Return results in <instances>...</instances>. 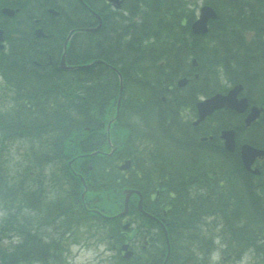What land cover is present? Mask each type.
Wrapping results in <instances>:
<instances>
[{
	"label": "trees",
	"instance_id": "16d2710c",
	"mask_svg": "<svg viewBox=\"0 0 264 264\" xmlns=\"http://www.w3.org/2000/svg\"><path fill=\"white\" fill-rule=\"evenodd\" d=\"M47 1L49 6H56L57 15L38 5L39 0H33L34 7L27 9L33 11V17L43 16L49 35L41 37L28 31L30 21L24 11L5 17L1 11L4 3L0 4V24L13 21L27 30L17 28V39L9 38L8 51L0 49V72L6 83L0 87V101H9V106L0 109V201L5 212L0 228L24 235V241L14 249L0 250L1 264H23L25 255L35 253V261L42 262L48 245L41 241L39 231L27 230L35 223L43 231L55 226L54 233L67 232L78 242L84 233H75L73 227L89 221L87 216L92 215L112 224L111 236L118 254L110 264H161L165 260V264H210L220 245L222 258L239 261L250 252L261 255L258 264H264V170L259 175L247 171L239 150L227 152L218 132L237 121L240 137L253 143H262V137L244 128L242 115L228 109L212 114L215 127L200 123L185 130L179 118L184 105L196 110L200 94L226 89L224 78L228 83L243 82L252 101L264 105V56L240 47H254L255 40L247 42L242 30L256 29L261 25L260 16L243 14L259 4L252 0H210L221 6L223 13L212 22L208 33L194 35L190 27L194 9L188 0H126V13L114 16L105 0H85L100 9L103 25L96 32L81 30L74 35L67 58L73 62L102 58L121 70L123 104L129 107H121L113 130L127 125L129 131H116L117 136H112L121 145L113 157L106 151L108 134L102 122L108 119L102 115L115 110L112 101L110 107L108 103L118 98L117 73L105 63L74 71L56 69L69 30L94 24L95 17L80 0ZM260 6L264 9L263 2ZM28 38H32V55L27 52ZM258 38V33L253 36ZM192 57L197 58L196 65ZM32 60H38L39 65ZM195 71L198 76L186 86L176 84L179 76ZM206 130L214 137L201 141L199 136ZM10 139L22 143L26 157L25 166L18 167L17 178L11 175L13 180L2 150ZM97 149L102 151L82 156ZM124 157L134 158V169L118 167ZM89 161L91 166L87 168ZM261 165L264 168V160ZM82 177L89 187L85 199L81 196ZM48 179L53 182H49L51 188L60 187L64 181L62 201L50 199L46 203L45 197L52 192L46 191ZM126 185L150 194L146 197L149 211L157 213V209L161 215L166 211L167 229H152L153 220L140 217V229L134 226L125 231L120 229V218L110 222L94 208L87 211L84 206L86 200V205L101 204L106 211L107 192L113 196L111 188L122 190ZM156 188L160 193L155 200L151 193ZM122 205L120 197L112 201L111 209ZM23 208L39 216L46 210L51 217L44 215L28 225L26 217H20ZM56 214H64L65 223L57 225ZM63 225L65 228L58 230ZM130 231L145 243L141 242L142 254L134 250L127 259L120 246L133 236ZM70 239L65 241L70 243ZM52 250L58 257L56 249Z\"/></svg>",
	"mask_w": 264,
	"mask_h": 264
},
{
	"label": "rangeland",
	"instance_id": "374dc122",
	"mask_svg": "<svg viewBox=\"0 0 264 264\" xmlns=\"http://www.w3.org/2000/svg\"><path fill=\"white\" fill-rule=\"evenodd\" d=\"M253 1L255 0H252V2ZM190 3L196 6V13H198L199 7L204 3L214 6L217 11H219L220 13H223V10L221 11V6L220 7L216 6L215 4L211 3L210 0H190ZM211 26L212 25H210V28ZM235 28H238V27H235ZM242 33L245 35V39H249L250 36L252 35V33L248 31L247 29L246 30L243 29ZM257 83L262 84L263 82H257ZM5 84L6 83L4 82V80L0 77V87L2 86L4 87ZM253 85L258 87L255 84ZM251 95H252V92H251ZM254 96L256 97L257 95H254ZM7 100L8 99H4V101H0V109L9 106V101L7 104ZM210 123H212V126L214 127L217 126L214 120L209 122V124ZM254 136H257V134H254ZM2 137L3 136L1 135V132H0V146L2 145V141H3ZM246 139L251 140L249 138H246ZM262 142L264 143L263 138H262ZM144 143L145 141L143 142V144ZM147 143H150V142L147 141ZM21 144H22L21 142L19 141L16 142V140H13V139L6 140L3 144L4 145V148L2 149L3 159L7 163L6 167L8 168L10 167L9 172H11V174L9 173V177L11 180H13L11 178V175L17 178L16 175L18 174V171H17L18 167L20 165L21 167L25 166L26 164V157L24 155L25 150L24 148H22ZM141 144L142 142H140V145ZM121 165H119V168ZM48 173L50 172L48 171L47 174ZM59 174H60V170H59ZM49 182L53 184L51 179H48L46 183V186H47L46 191H52V192L49 195H47L48 197H45L46 203L50 199L62 201V199L65 197V194H66L64 181L60 184V187H56V188H51V184ZM126 187H133V186L126 185L125 187L121 188L122 190H120V187H113L111 188V191L113 192V196L112 194L107 192L106 203L107 205H109V208L106 211H105V207H103L101 204H96L97 206L96 205L94 206V203H91L90 205H87V207L94 208V209H98V207H102V209L99 208V211L109 214L107 216L110 218H113L108 221L111 222L112 220H116L117 217L115 215L119 213V211L123 208V205L121 207L119 206L120 208L118 209L117 208L111 209L112 201L115 202L116 199H119L120 197H122L123 202H124V193L126 191L125 189ZM88 190H89V187L87 186L84 189V191H86L87 193ZM22 212H24V215H20V217H26V221H27L26 223L28 225H32V223H35L34 221L36 219L37 220L42 219L44 215L47 216V218L51 217L46 210H45V213L41 216L36 215V213L30 208H23ZM4 213L5 212L0 205V223L2 222V218L5 216ZM63 215L64 214L53 215V216H56L57 225L61 223H65L66 219ZM129 216H130V221L132 222V225H134L135 228H138L137 222L136 223L134 222L135 220H137L136 218L137 215L129 214ZM87 217L89 221L85 220L84 223H82V225L80 222H77L79 224L73 227L75 233L76 231H79L80 234L84 233V234H81V237L78 242H75L76 239H74L73 241V238L70 237L71 234L67 232L65 235L60 234V232L54 233V230H56L55 226H50L49 228L45 229V231H43V229H39L40 226L38 225V223H35L33 225V229L28 228L27 230L28 231L30 230L31 233L34 231H39L41 241L42 240L46 241L45 244L48 245V247L47 249H45L44 255H42L43 259L41 263L35 261L36 260L35 256H37V254L35 253L32 255L30 254L25 255L24 259L26 260L24 261L23 264H110L113 260H115L116 258L115 255L118 254V250L114 249V247H116L114 246L116 245V243H114V240H112V236H111L112 232L110 229L112 228L111 227L112 224L109 225L110 224L109 222L105 223L102 220H98V218L93 215L91 217L89 216ZM66 225L61 226V228L58 230L64 229ZM120 229L122 228L120 227ZM133 231L138 232L137 229H134ZM133 231L132 232L130 231V233H132L133 235L130 238L133 239L134 242H131L132 240H130V238H127L126 241H123V243L127 242L129 244V247L133 250V253H134V250L137 252L140 251V246L143 243H145V240L143 238L139 239L138 237H136L137 235L133 233ZM139 231L142 232L141 230ZM53 236L56 237L55 240L52 238ZM67 239L68 240L70 239L71 242L68 243L67 241H65ZM23 241H24V235H22L18 231L8 230L4 227L0 228V250L2 249V250L10 251L14 249L15 246L22 243ZM263 245H264V242H263ZM53 247L56 249V254L59 258L54 255V252L52 250ZM219 247L223 248L222 246H219ZM218 252H219V255H215L214 257H211L210 264H258L259 261L262 259L261 255H258V254L252 255L250 252H246L241 260L236 261L235 257L222 258V255L220 256L219 250ZM142 253L143 252H141V254ZM0 264H1V260H0Z\"/></svg>",
	"mask_w": 264,
	"mask_h": 264
},
{
	"label": "flooded vegetation",
	"instance_id": "af4514ba",
	"mask_svg": "<svg viewBox=\"0 0 264 264\" xmlns=\"http://www.w3.org/2000/svg\"><path fill=\"white\" fill-rule=\"evenodd\" d=\"M1 3H4L3 5H2V8H1V11H2V15L3 16H5V17H15V15L17 14V13H19L20 11H24L23 12V15L25 16V17H29V21H30V23H28V25H29V30L28 31H31L32 33H34V35H36L37 37H40V35L41 36H47V35H49L48 34V32L46 31V22L44 21V18H43V16H41V15H38V16H36V17H33V11L32 10H27L28 8H33L34 6H33V0H3V1H1L0 0V4ZM111 4V3H110ZM38 5H40V6H43L45 9H47V11H51L50 9L51 8H55V9H57L56 8V6H49V3H48V1L46 2V0H39V2H38ZM203 5V4H202ZM201 5V6H202ZM193 6V5H192ZM200 6V7H201ZM5 7H9V8H12V9H14L15 10V13L14 14H12V15H10V14H8V13H6V12H4V8ZM58 7V6H57ZM199 7V8H200ZM58 10V9H57ZM110 10H113V7H112V5H110ZM196 12V9L194 10V13ZM53 14H55V13H53ZM55 15H57V14H55ZM34 21H35V23H34ZM63 25V24H62ZM62 27L63 26H59V28H61L62 29ZM0 28H2L3 30H4V37H3V39H4V41L6 42V45H8V41H9V38L10 39H13V40H16L17 39V36H18V31H16L17 30V28H19L20 30L19 31H26L27 32V30H25V29H22L21 30V28H22V26L20 25L19 27H18V25L15 23V22H13V21H11L10 22V24H7L6 22H3V21H1V24H0ZM55 36H56V34H54ZM29 37H31L30 36V34H29ZM27 42H28V44H27V46H28V49H27V52L29 53V54H31L32 55V38H28L27 40H26ZM65 41V40H64ZM63 47H64V42H63ZM61 56H62V54H61ZM61 56H60V59H61ZM60 59H59V61H60ZM53 61V59L49 56V58H48V62H52ZM66 61H68L67 63L68 64H70V65H72V64H75V62H73V61H71V60H69L68 58H67V56H66ZM32 62H34L35 63V65H39V61L38 60H32ZM59 63V62H58ZM56 69L57 70H61L58 66H56ZM121 71V70H120ZM163 100H165L166 101V98H163ZM111 101H112V104H113V107H116V105H119V110L121 109V107L122 106H128L129 107V105H127L126 104V102L123 104V100L121 101V103L120 104H118V100L116 101L115 99H113V100H110L109 101V103H108V106L110 107L111 106ZM115 101V102H114ZM125 101V100H124ZM114 103H115V105H114ZM105 111H109V108H105L104 109ZM109 113V114H108ZM108 113H106V114H104V115H102V116H105L106 118L107 117H110V112H108ZM125 115H128V114H125ZM113 117H111V119H112ZM179 118H180V121H181V123H182V125L184 126V123H185V130L189 127V126H193V125H195L194 124V120H195V118L196 117H194V111L192 110V109H190V108H187L186 106H183V107H180V111H179ZM110 119V120H111ZM263 119L264 118H259L256 122L260 125V126H262L263 124H264V121H263ZM109 120V119H108ZM118 121V120H117ZM204 122V121H203ZM113 126H114V124H112V126H111V130H110V135H112V136H117V134H116V131L117 130H113L112 128H113ZM124 127H128L127 125L125 126V125H123V128ZM106 131V130H105ZM121 133V132H120ZM113 141L112 142H114L115 140L114 139H112ZM114 145H118L119 143H113ZM143 145H146V143H144ZM112 148H114V146L112 147ZM110 149L108 148L106 151H109ZM114 155V154H113ZM127 160H129V165H127V166H125L126 168V170H129V169H134V165H135V163H134V158H132V157H126V158H124L123 160H121V162H123V161H125V162H127ZM156 167L157 166H159L158 164H154ZM150 166H153V165H147V167H150ZM87 167H89V164H87ZM127 172V171H126ZM127 174H128V172H127ZM139 190V189H138ZM139 193H133L131 196H130V207H131V209L129 210V212H127L128 214H127V216L125 217V220H126V218L128 219V221H130V216H129V213L131 212V211H134L135 210V212H131L130 214H133V215H137V220H135L134 222L136 223L137 222V224L138 223H140L139 221H138V219L141 217L142 219L144 218V217H147V218H149V219H151V220H153V222L155 223V224H153L152 225V229H167L168 228V225H169V223L166 221V218H165V214H166V211H164V215H161L162 213H160V212H158L159 210H157L156 209V211H157V213H155V212H151V211H149L148 209H147V207H148V204H147V201H146V197L148 196H150V194L149 195H147V194H144L143 192H141L140 190L138 191ZM160 193V188H156V190L153 192V193H151V195H152V198L153 199H157L158 198V194ZM170 196L171 197H174L175 196V194H173L171 191H170ZM139 200H141L142 201V203H141V207H142V209L138 206V204H139ZM164 210H165V208H163ZM131 222V221H130ZM132 223V222H131ZM160 223L162 224V228H159L160 227ZM154 225H157V226H155L154 227ZM134 226V225H133ZM125 229H131V227H130V224L127 226V227H125Z\"/></svg>",
	"mask_w": 264,
	"mask_h": 264
},
{
	"label": "water",
	"instance_id": "95a60500",
	"mask_svg": "<svg viewBox=\"0 0 264 264\" xmlns=\"http://www.w3.org/2000/svg\"><path fill=\"white\" fill-rule=\"evenodd\" d=\"M118 2V4L120 3L119 0H115ZM4 12L12 15L14 14V10L8 7L4 8ZM217 16L215 10L211 7V6H204L201 9V14L200 17L192 24L193 29L196 33H204L208 30V20L210 18H215ZM3 40V30L0 28V41ZM0 47H3V44L0 43ZM97 62H102L100 60H95L90 64H84L81 65L79 67H86V66H91L94 63ZM59 66L61 68H65V69H74V66H69L66 64L65 62V58L63 57ZM186 78H183L179 81L180 84L185 83ZM241 89V86H236L233 89H231L228 94H216L215 96L206 99L202 102L198 103V110H199V118L196 122H198L199 120L203 119L207 114H210L212 111H214L217 108L220 107H230V108H235L237 110H244V108L246 107V98H242V99H238L237 98V94L239 92V90ZM253 112L251 113V115H249V117L247 118V120H251L255 117V115L258 113V109L256 107L253 108ZM222 137L225 138V146L227 149L229 150H234L235 148V138H234V132L233 131H229V130H225L223 131ZM264 150H260V149H255L253 147H251L248 144H245L242 146V158L243 161L245 162L247 167H250L252 162L254 161L255 157L259 154H263ZM125 165H122L121 167L124 168ZM127 192V196H126V205H125V210L122 211L120 213V215H124L127 211V203H128V198L130 195L129 190L126 191ZM124 248H126V246H124ZM127 256L130 254V252L128 251Z\"/></svg>",
	"mask_w": 264,
	"mask_h": 264
}]
</instances>
